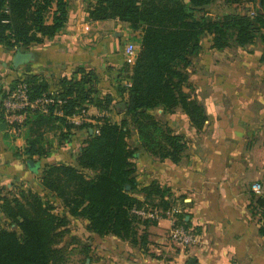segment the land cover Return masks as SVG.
I'll return each mask as SVG.
<instances>
[{
	"label": "trees",
	"instance_id": "trees-1",
	"mask_svg": "<svg viewBox=\"0 0 264 264\" xmlns=\"http://www.w3.org/2000/svg\"><path fill=\"white\" fill-rule=\"evenodd\" d=\"M85 1L90 20L116 19L136 34V57L131 64L126 63L119 89L128 117L116 121L106 114L113 107V97L109 93L101 97L96 91L100 78L93 68L78 67L71 77H62L54 90L44 79L26 74L30 96L53 91L63 101L58 105L63 115L30 112L21 133V154L37 161L70 140L76 130H85L86 137L72 162L46 164L38 174L41 190L58 200L65 214L57 213L37 189L15 187L0 195V215L10 224L9 228L0 227V264H66L64 250L58 245L69 233V216L84 219L90 233L112 234L146 252L148 234L143 225L157 219L138 217L131 209L151 207L165 216L173 201L169 189L157 181L140 186L133 158L141 148L158 159L177 163L187 146L182 134L163 129L150 110L171 112L179 107L190 125L201 130L208 116L185 87L191 56L201 51L202 38L209 36L210 48L215 50L244 47L256 37L264 43V0H259L262 9L252 16L224 15L219 19L196 16V11L214 0ZM222 1L241 4L251 0ZM70 2L0 0V45L27 49L60 34L68 20ZM260 61L264 62V51ZM90 106L104 115H88L81 124L68 119ZM131 128L137 131L139 147L128 143ZM254 198L264 219V197ZM174 216L175 224L188 226L184 215ZM261 232L264 234L263 227Z\"/></svg>",
	"mask_w": 264,
	"mask_h": 264
},
{
	"label": "crops",
	"instance_id": "crops-1",
	"mask_svg": "<svg viewBox=\"0 0 264 264\" xmlns=\"http://www.w3.org/2000/svg\"><path fill=\"white\" fill-rule=\"evenodd\" d=\"M70 1L68 20L60 34L27 49L11 50L0 45V96L28 73L44 79L54 90L62 77H71L78 67L93 68L99 75L106 55L113 62L123 61L117 47L125 37L119 26L126 29L125 23L116 19L90 20L81 0ZM16 51L28 53L29 59L13 65ZM218 88L205 105L209 102L210 107L214 98L222 99L223 92ZM196 97L201 101L197 92ZM224 111L206 110L208 119L202 129L190 126L191 141L177 163L146 152H137L133 158L140 186L157 181L168 188L174 213L184 215L200 241L184 248L171 245L168 232L172 220L162 216L155 223L143 225L148 234L146 252L112 234L98 236L89 232L93 242L89 248L94 253L85 259V264H188L191 258L192 264H264V219L254 198L260 193L264 197V139L256 146L246 143L240 128L223 119ZM88 112L95 116L99 111L90 106ZM82 132L83 129L76 130L77 135ZM83 141L76 143L73 138L35 161L39 167L34 173L21 154L22 135H12L0 117V195L22 183L34 184V189L41 190L38 174L42 167L56 161L72 162ZM255 148L263 151L256 156ZM256 182L261 185L258 194L251 187ZM137 198L142 200L143 196L137 194Z\"/></svg>",
	"mask_w": 264,
	"mask_h": 264
},
{
	"label": "rangeland",
	"instance_id": "rangeland-1",
	"mask_svg": "<svg viewBox=\"0 0 264 264\" xmlns=\"http://www.w3.org/2000/svg\"><path fill=\"white\" fill-rule=\"evenodd\" d=\"M81 2L86 3L85 0H81ZM261 9L259 0H251L241 4H227L222 0H214L202 10L196 11V16H205L211 19H219L224 15L247 14L252 16L256 11ZM119 28L120 31L124 29L123 34L125 36L119 41L117 47V53L122 54L126 44L133 43L136 45L135 40H133L136 34L127 28L125 29L124 26L120 25ZM201 43V51L191 56V65L187 68L189 82L185 90L195 96L196 92L200 95L201 101L199 102L204 106L205 111L211 112L212 110L213 112V109L216 111L218 109L225 110L226 116L223 115V119L238 126L240 133L241 131L243 132L242 138L244 141L246 143L251 142L256 146L257 142L264 139V62L260 61V56L264 51V43L260 41L259 37H256L252 43L244 47L232 45L223 50L210 48L209 36H204ZM125 66L126 62L124 60L118 59L113 62L108 55L104 56L101 72L98 75L100 79L96 85V91L101 97H104L108 93L112 95L113 107H111L109 112L106 111V114L116 121H121L128 117L125 114V102L119 91L121 80H123L122 78L127 69H125ZM197 84L200 86H196ZM218 87L223 92V100L218 99L217 101L214 98L215 102L210 103V109L209 102L205 105L207 103L206 99H211L212 95L215 96L216 91L219 89ZM150 111L160 122V126L163 129L168 127L173 132L182 134L186 139V143L191 141V125L187 116L179 107L171 112L161 108ZM255 115H257L256 119H254ZM261 128L263 130H260ZM255 129L256 133H254ZM70 136V140L66 142H70L74 138V141L77 143L85 139V130L79 135L75 131ZM55 139L56 137H54L53 141ZM53 143L55 145V142ZM128 143L132 147H139L140 145L137 131L134 128H131ZM255 150L256 156L263 151L259 148H255ZM138 152H141L140 154L144 153L141 148ZM32 185L34 189V184L28 185L26 183H22L16 187L25 189L32 188ZM15 189V186H13L11 190ZM38 192L43 196V199L52 202L57 213L65 214V210L58 200L50 197L42 190H38ZM85 224L86 221L84 219L69 216V233L65 234L58 245L64 250L66 264H85V259L93 256L94 252L93 250L90 252L89 248L93 246V242L90 239ZM9 226V221L3 215H0V227L9 228ZM168 240L171 245L175 246L169 238V232ZM153 243L157 244L156 242ZM152 253L156 252L153 250Z\"/></svg>",
	"mask_w": 264,
	"mask_h": 264
},
{
	"label": "built area",
	"instance_id": "built-area-1",
	"mask_svg": "<svg viewBox=\"0 0 264 264\" xmlns=\"http://www.w3.org/2000/svg\"><path fill=\"white\" fill-rule=\"evenodd\" d=\"M137 47L133 43L126 44L123 48V60L126 63H132L136 57ZM63 101L54 95L53 91L42 93L36 97H31L28 84L24 78L17 79L13 85L6 88V91L0 97V117L3 120L8 131L20 137L24 123L30 112L39 111L47 114L50 111L54 115H63V110L58 108ZM53 108V109H52ZM89 115L88 108H82L78 113L69 116L68 119L74 124H81L83 119ZM104 115L99 111L95 116ZM252 189L256 193L261 192L260 183H253ZM132 214L141 218L159 219L162 217L158 209L151 207H133ZM165 216L170 218L171 227L169 229V238L173 244L179 247H188L197 244L200 241V235L193 227L184 224H175L173 209L164 212Z\"/></svg>",
	"mask_w": 264,
	"mask_h": 264
},
{
	"label": "water",
	"instance_id": "water-1",
	"mask_svg": "<svg viewBox=\"0 0 264 264\" xmlns=\"http://www.w3.org/2000/svg\"><path fill=\"white\" fill-rule=\"evenodd\" d=\"M29 57H30V55L28 53H23L21 51H16V53L14 55V58H13V61H12L13 65L16 66V65L26 61L27 59H29ZM26 163H27V166H28L30 171H32L34 173L38 172L39 164L37 162H35L32 159H28ZM126 188H129V186L127 185ZM193 261H194V258H191L189 260L188 264H192Z\"/></svg>",
	"mask_w": 264,
	"mask_h": 264
}]
</instances>
